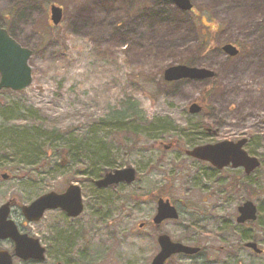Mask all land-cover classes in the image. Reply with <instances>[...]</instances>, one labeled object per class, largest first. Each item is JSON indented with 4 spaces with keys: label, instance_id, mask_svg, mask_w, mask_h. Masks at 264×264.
Instances as JSON below:
<instances>
[{
    "label": "rangeland",
    "instance_id": "374dc122",
    "mask_svg": "<svg viewBox=\"0 0 264 264\" xmlns=\"http://www.w3.org/2000/svg\"><path fill=\"white\" fill-rule=\"evenodd\" d=\"M191 1L194 11L158 0H0V27L33 51L32 84L0 90V205L11 198L27 205L73 183L85 201L79 218L49 210L31 224L20 206L13 208L21 231L47 249L42 262L14 257L13 264H150L160 233L202 248L169 264H264V63L257 65L264 0ZM53 4L64 9L58 26ZM226 43L240 46V55L224 54ZM178 64L214 70L216 79L165 81L164 71ZM196 102L212 134L199 130L202 113L189 110ZM129 105L136 109L130 123L112 118ZM159 120L167 121L165 129ZM34 128L42 136L16 135ZM243 136L250 139L246 150L263 164L250 175L259 218L240 227L238 206L249 198L232 185L251 181L244 169L219 170L185 151ZM32 143L44 145L43 163L30 164L18 153ZM65 149L71 153L61 164ZM107 155L111 169L133 166L137 180L98 192V177L81 171ZM160 197L180 216L157 226ZM69 234L75 243L63 247L60 238ZM247 241L263 252L247 248ZM13 249L12 240H0V250Z\"/></svg>",
    "mask_w": 264,
    "mask_h": 264
},
{
    "label": "water",
    "instance_id": "95a60500",
    "mask_svg": "<svg viewBox=\"0 0 264 264\" xmlns=\"http://www.w3.org/2000/svg\"><path fill=\"white\" fill-rule=\"evenodd\" d=\"M159 1H171L184 11H190L193 8L191 0ZM51 19L54 25H59L63 20V8L52 5ZM223 50L230 56H235L238 53L237 48L232 44L225 45ZM32 55L31 49L22 46L6 29L0 27V90L22 91L32 84V68L29 65ZM214 76L215 72L210 69L181 64L170 66L164 72V79L168 82L181 79L207 80ZM189 110L192 114H197L202 110V107L198 103H193ZM247 142V138L238 141L222 140L196 146L187 150L186 154L207 161L220 170L231 166L232 168H243L245 173L250 175L261 166V161L257 156L247 152L245 149ZM172 145L173 143L170 146ZM136 179V169L133 166H127L120 169H105L101 177L94 181V184L97 188L104 189L121 183L131 184ZM16 203V199H11L0 206V240L11 239L14 242L13 253L8 250H0V264H13L14 257L24 261L42 262L46 259V248L41 244L39 238L28 233H22L16 222L10 218L12 206ZM157 204V214L153 219L156 225L167 219L179 218V211L169 199L159 198ZM21 209L28 222H39L48 210L58 209L64 211L71 218H78L85 210L82 188L79 184H70L64 192L51 191L45 193L30 204L22 205ZM238 212L236 221L239 224L258 219V208L251 200L239 206ZM143 226L142 223L140 227ZM158 244L160 250L150 264H166L173 255H194L201 250L199 247L173 241L168 234H161L158 237ZM246 247L253 249L258 254L263 252L258 244L253 241L248 242ZM56 264L62 263L57 262Z\"/></svg>",
    "mask_w": 264,
    "mask_h": 264
},
{
    "label": "trees",
    "instance_id": "16d2710c",
    "mask_svg": "<svg viewBox=\"0 0 264 264\" xmlns=\"http://www.w3.org/2000/svg\"><path fill=\"white\" fill-rule=\"evenodd\" d=\"M136 112V109L134 108V106L133 105H129V106H127L125 109H124V112L123 113H121V112H117V113H115L114 115H112V118L113 119H116L117 121H121V122H124V124L126 125V124H128V123H130V121H128V120H131V118L136 114L135 113ZM205 113L204 112H202V115H201V117H200V119L198 120V128H199V130H201V132L202 133H204V134H206V135H208L209 133H207V129H206V127H205V125L204 124H202V121H204L203 120V115H204ZM127 119V120H126ZM160 122H163V123H161V128L160 129H165L166 128V126H167V121L166 120H159ZM172 125V123H169L168 122V125ZM194 126H196V125H194ZM196 126V127H197ZM34 130H35V128H34ZM168 130H170V129H167V130H165L166 132H168ZM19 132L20 133H16V135L19 137V138H21V139H23V138H25V139H29V137H32V136H42V134H40L38 131H34L33 132V129H31L30 131L29 130H19ZM13 133V132H12ZM35 133H36V135H35ZM139 133V132H138ZM32 134H34V135H32ZM39 134V135H38ZM157 136H156V138L158 139V137L159 136H161V133L160 134H156ZM58 138H60V135H58V136H55V137H51L50 139H49V141H48V143H49V146L50 145H52V144H54V142H56V141H58L59 139ZM33 146V147H32ZM43 146L44 145H39L38 147H36L35 148V145H34V143H32L30 146H28V147H26V149L24 150V151H20L19 150V154H21V153H25V158H26V160H28V162L30 163V164H39V163H43L44 162V160L41 158L42 157V153L44 152V150H43ZM29 147H32V149H30ZM78 149V148H77ZM75 152H76V150H75ZM31 153V154H30ZM68 153H71V150L70 149H65V150H63V155L65 154V155H68ZM63 159H64V156H63ZM63 159L61 160V164L63 163ZM43 160V161H42ZM261 161H263V159H261ZM64 163H66V158H65V162ZM113 161H111V160H109L108 159V155H107V159H102V161H91V170L90 171H87V170H83L82 169V171L81 172H83V174H85V175H88L91 179L93 178V177H100V175L104 172V170L105 169H107V168H112V166H113ZM263 164V163H262ZM90 168V167H89ZM247 178L249 179V180H251L252 178H253V176H247ZM235 184H236V186L238 187V191L239 190H242V191H244L246 194H247V196H248V198L249 199H251L252 197V195H251V191H250V187H251V185H252V180L251 181H245V180H242L241 178L239 179H237L236 180V182L232 185V187H233V191H235L234 189H235ZM97 189V188H96ZM97 191L98 192H100V191H103V190H99V189H97ZM249 199H246V200H249ZM246 200H244V201H246ZM261 208V207H260ZM240 227H242L243 225H239ZM62 235V234H61ZM64 235V234H63ZM75 235L74 234H69V238H65L64 239V237L63 236H61V238H60V243H61V245L63 246V247H72V243L74 244L75 243ZM66 243H70L71 245H68V244H66ZM173 259V258H172ZM172 259H170V261L172 260ZM170 261L168 262V264L170 263ZM82 262H85V260H84V258H82Z\"/></svg>",
    "mask_w": 264,
    "mask_h": 264
},
{
    "label": "flooded vegetation",
    "instance_id": "af4514ba",
    "mask_svg": "<svg viewBox=\"0 0 264 264\" xmlns=\"http://www.w3.org/2000/svg\"><path fill=\"white\" fill-rule=\"evenodd\" d=\"M235 45V44H234ZM236 47H237V49H238V51H239V54L238 55H240V53H241V48H240V46H237V45H235ZM237 55V56H238ZM261 55V57L260 56H258L257 57V59H258V63H257V65L259 66L260 64H262V63H264V48L262 49V53L260 54ZM236 56V57H237ZM257 61L255 60L254 61V64L256 63ZM216 79V77L213 79V80H215ZM205 81H207V80H205ZM243 137H245V136H243ZM249 141H250V139H249ZM28 222H25V224H27ZM31 224V223H30Z\"/></svg>",
    "mask_w": 264,
    "mask_h": 264
},
{
    "label": "bare ground",
    "instance_id": "6f19581e",
    "mask_svg": "<svg viewBox=\"0 0 264 264\" xmlns=\"http://www.w3.org/2000/svg\"><path fill=\"white\" fill-rule=\"evenodd\" d=\"M259 73H260V72H259ZM259 75H261V73H260Z\"/></svg>",
    "mask_w": 264,
    "mask_h": 264
}]
</instances>
